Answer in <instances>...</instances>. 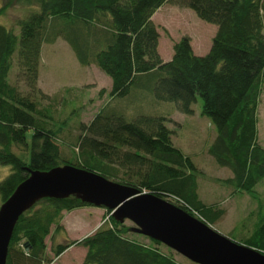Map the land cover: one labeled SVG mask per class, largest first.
Masks as SVG:
<instances>
[{
  "label": "trees",
  "instance_id": "trees-1",
  "mask_svg": "<svg viewBox=\"0 0 264 264\" xmlns=\"http://www.w3.org/2000/svg\"><path fill=\"white\" fill-rule=\"evenodd\" d=\"M20 1L34 8L13 25L0 22V164L11 167L0 181L2 203L30 170L70 164L168 199L213 224L224 210L201 200L198 168L174 144L166 114L140 113L147 105L170 101L191 114L198 96L202 114L217 130L209 153L232 171L224 181L235 191L251 192L264 178V147L258 141L264 0ZM168 3L190 8L218 26L205 55H198L191 36L184 35L174 43L172 58H162L153 15ZM6 8L0 7V17ZM58 38L71 46L81 65H95L112 80V102L88 124L79 123V154L73 156L64 154L61 127L53 128L52 116L40 104L49 98L39 82L42 48ZM116 100L122 104H113ZM85 206L91 205L75 196L36 202L15 225L6 264H54L73 245L86 249L82 264H186L162 251L157 240L148 237L153 244H145L129 237L131 226L117 221L109 209V218L93 234L57 243L53 257L48 256L52 226L62 228L64 211ZM244 244L264 252V217Z\"/></svg>",
  "mask_w": 264,
  "mask_h": 264
},
{
  "label": "rangeland",
  "instance_id": "rangeland-1",
  "mask_svg": "<svg viewBox=\"0 0 264 264\" xmlns=\"http://www.w3.org/2000/svg\"><path fill=\"white\" fill-rule=\"evenodd\" d=\"M7 6L0 22L13 25L15 20L25 17L34 7L20 0H0V7ZM153 20L160 32L159 52L165 61L172 58L174 43L182 36L189 35L198 55H205L212 45V39L218 26L201 19L194 10L186 7L162 5L153 15ZM40 86L49 95L41 101L45 115L52 116L53 128H60L59 138L65 142L64 154H76L78 136L81 132L79 123L88 124L95 115L111 103L109 92L112 87L111 78L95 65L80 64L74 50L62 38L54 43L44 44L40 60ZM12 83H16V73L12 75ZM21 89L26 87L19 82ZM105 89L103 93L101 90ZM138 97V95H135ZM154 99V98H153ZM122 104L121 101H113ZM128 102L124 103L123 105ZM125 107L126 116L131 119V110ZM150 110H141L148 115H164L168 119L167 125L173 130V142L186 155H189L198 168V189L201 200L208 206L222 208L224 213L211 226L225 236L246 243L253 231L264 217V178L250 191H235L224 180L232 176L228 167L220 166L210 155L209 148L217 136V130L210 118L202 114L203 99L198 96L192 105L191 114L181 112L175 102L160 101ZM48 120V119H47ZM258 141L264 147V83L259 101L258 111ZM16 152H19L15 148ZM76 152V153H75ZM79 154V153H77ZM76 154V155H77ZM69 156V155H68ZM71 158V157H66ZM11 172V167L0 164V181ZM2 201L0 198V205ZM102 208L100 214L93 211L73 209L64 211L62 228L53 225L51 234L47 236V255L53 257L52 246L71 240H79L93 234L107 221L108 209ZM91 212V213H89ZM201 220L203 217L197 216ZM205 221V219H204ZM126 225L134 224L126 220ZM89 227V228H88ZM145 244H153L147 236L132 231L128 234ZM59 257L54 258V264H82L86 249L80 245H73ZM160 249L171 253L177 260L191 264V261L164 244ZM85 251V254L83 252Z\"/></svg>",
  "mask_w": 264,
  "mask_h": 264
},
{
  "label": "water",
  "instance_id": "water-1",
  "mask_svg": "<svg viewBox=\"0 0 264 264\" xmlns=\"http://www.w3.org/2000/svg\"><path fill=\"white\" fill-rule=\"evenodd\" d=\"M69 196L109 209L117 221H131L132 231L197 264H264L263 251L225 236L170 200L70 164L30 170L0 205V264H6L15 225L24 212L43 198Z\"/></svg>",
  "mask_w": 264,
  "mask_h": 264
},
{
  "label": "crops",
  "instance_id": "crops-1",
  "mask_svg": "<svg viewBox=\"0 0 264 264\" xmlns=\"http://www.w3.org/2000/svg\"><path fill=\"white\" fill-rule=\"evenodd\" d=\"M194 47V46H193ZM195 50V49H194ZM196 52V51H195ZM112 83V82H111ZM102 208H93L92 206H85V207H81V208H78V210H80V211H85V210H87V211H93L92 213H97V214H100V213H102L101 210ZM89 213H91V212H89ZM63 223H65V217H64V222ZM65 227H66V229L68 230V226L66 225V223H65ZM89 228V227H88ZM71 248H73L72 246L71 247H69L67 250H69V249H71ZM83 254H85V251L83 252Z\"/></svg>",
  "mask_w": 264,
  "mask_h": 264
}]
</instances>
